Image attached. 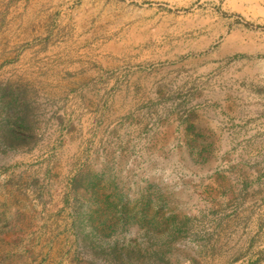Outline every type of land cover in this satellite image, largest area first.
Segmentation results:
<instances>
[{
    "label": "rangeland",
    "instance_id": "374dc122",
    "mask_svg": "<svg viewBox=\"0 0 264 264\" xmlns=\"http://www.w3.org/2000/svg\"><path fill=\"white\" fill-rule=\"evenodd\" d=\"M152 7L204 25L146 36L126 16ZM261 242L264 0H0V264H264Z\"/></svg>",
    "mask_w": 264,
    "mask_h": 264
},
{
    "label": "crops",
    "instance_id": "0c3cea01",
    "mask_svg": "<svg viewBox=\"0 0 264 264\" xmlns=\"http://www.w3.org/2000/svg\"><path fill=\"white\" fill-rule=\"evenodd\" d=\"M135 1L139 2V0H135ZM183 16L184 15H182V14L175 15L173 12H169L167 10L152 7V8H143V9H139V8L133 9L129 14H127L126 17H128V18L130 17L132 19L131 22H137L138 24L144 26L145 30L147 31L146 36H149L151 34L153 36H156V37H160V36H164V35L171 36V33H172V34H174L173 37L180 38L182 36H187L189 34V31H190V34H192V35L196 34L204 25L203 18H201L198 15L194 14V17H195V25L194 26L192 24H190V25L188 24V15H185L184 17ZM171 18H173V19H171ZM177 31H179V32H177ZM208 44L209 43H206V45H208ZM197 50H199V49H197ZM183 52H185V51H183ZM252 250L253 251H260L261 256L264 257V242H261V244L258 248H254Z\"/></svg>",
    "mask_w": 264,
    "mask_h": 264
},
{
    "label": "bare ground",
    "instance_id": "6f19581e",
    "mask_svg": "<svg viewBox=\"0 0 264 264\" xmlns=\"http://www.w3.org/2000/svg\"><path fill=\"white\" fill-rule=\"evenodd\" d=\"M162 16H163V15H162ZM184 16H185V15H184ZM184 16H183V17H184ZM148 17H149V16H148ZM153 17H154V16H153ZM168 17H169V16H168ZM171 17H172V16H171ZM149 18H150V17H149ZM149 18H148V19H149ZM169 18H170V17H169ZM151 19H152V18H151ZM171 19H173V18H171ZM159 21H160V20H159ZM168 21H169V20H168ZM185 21H186V20H185ZM162 22H163V21H162ZM164 22H165V21H164ZM170 23H171V22H170ZM180 23H181V22H180ZM162 25H163V24H162ZM173 26H174V25H173ZM176 27H177V26H176ZM157 28H158V27H157ZM161 28H162V27H161ZM171 28H172V27H171ZM175 29H176V28H175ZM158 30H159V29H158ZM170 30H171V29H170ZM164 31H165V30H164ZM175 32H176V31H175ZM177 32H179V31H177Z\"/></svg>",
    "mask_w": 264,
    "mask_h": 264
}]
</instances>
